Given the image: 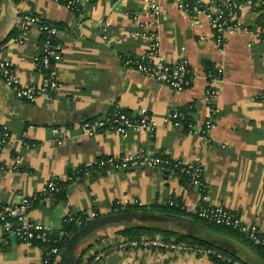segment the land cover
I'll list each match as a JSON object with an SVG mask.
<instances>
[{"label": "crops", "instance_id": "obj_1", "mask_svg": "<svg viewBox=\"0 0 264 264\" xmlns=\"http://www.w3.org/2000/svg\"><path fill=\"white\" fill-rule=\"evenodd\" d=\"M233 1L239 7L238 30L227 34L226 46L219 52L208 15L190 16L172 2L161 1V11L152 14L145 0H87L78 14L51 0H0V57L13 63L23 84L42 83L37 28H32L25 44L15 41L23 15L56 24L57 39L64 45L56 63L60 86L51 98L41 97L32 104L20 101L0 79V138L5 129L9 134L0 151V165L7 168L0 170V202L16 204L22 195L38 194L49 180L57 179L63 185L61 195L39 200L29 213L30 220L45 225L52 236L59 233L68 212L106 215L115 202L125 199L128 207L148 211L173 199L184 205L189 219L202 206L224 205L246 224L263 226L264 43L257 28L262 29L258 23L264 19V0ZM151 32L158 35L164 59L188 61L193 72L190 87L176 91L124 66V58L141 57L150 50ZM208 65L221 67L224 73L216 84L218 114L205 134L210 115L205 98ZM115 109L132 117L145 109L157 125L153 131L126 134L82 133L83 122ZM171 111L187 114L191 126L166 124ZM54 128L60 129L59 137L52 133ZM140 149L185 162L199 159L205 192L156 168L68 180L98 159ZM125 226L110 224L83 237L76 246L75 264H86L101 251H108V256L99 264H216L194 254L121 249L119 244L128 238L118 231ZM7 242L0 251V264H43L41 244L13 237Z\"/></svg>", "mask_w": 264, "mask_h": 264}, {"label": "built area", "instance_id": "obj_2", "mask_svg": "<svg viewBox=\"0 0 264 264\" xmlns=\"http://www.w3.org/2000/svg\"><path fill=\"white\" fill-rule=\"evenodd\" d=\"M22 1V0H16ZM55 3H60L74 13H82L87 0H51ZM149 3L152 14H158L161 11L159 3L167 1L174 3L180 10L190 16L198 12H204L208 15L212 27L214 29V37L217 50L222 52L227 43V34L238 30L237 12L230 11L228 16L225 15L223 6H229V1L210 0L209 3H204L198 0L196 4L189 5L184 0H145ZM239 8V7H238ZM36 27V19L31 15H23L18 26V36L15 38L16 43L23 45L29 39L32 28ZM41 36L44 37L41 46L39 47V59L37 68L42 74V83L39 85H25L22 83L20 76L14 69L13 63L5 58L0 57V79L12 90L14 96L23 102L35 103L41 97L51 98L60 86L58 69L56 63L60 58L64 45L57 39L58 29L49 24H42L36 27ZM257 33L261 41L264 43V33L259 29ZM132 36L136 34L130 33ZM149 37L153 39V44L150 50L141 57H127L123 59L124 66L141 74L148 75L156 81L165 84L176 91H183L190 87L193 80V72L189 63L185 59L175 62H169L161 56L158 35L156 32L149 33ZM103 38H106L104 34ZM223 69L214 67L206 71L208 86L205 90V98L210 106V115L205 122L206 134L216 120L218 107L216 99L218 97V88L216 84L221 82L223 78ZM261 102L264 104V89L261 93ZM182 114L178 111H171L164 119L166 124L180 126V117ZM156 121L152 115L143 109L138 116H129L126 112L115 109L114 111L85 121L81 124V131L87 136H94L98 132H116L126 134L130 130H149L153 131L156 127ZM191 126V124H189ZM59 128L52 129L54 136L59 137ZM9 141L7 130H3V135L0 138V151ZM61 144V142H58ZM13 167V169H15ZM160 169L166 172L169 176L186 177L188 182L205 192L206 183L204 180V166L198 159L193 162H185L173 159L165 154L154 155L143 149L138 150L133 154L124 156H108L89 163L85 168H82L68 178L72 181L80 176H92L93 174H101L105 172H122L135 169ZM7 168L0 165V170L5 171ZM61 183L57 179L49 180L35 195H22L18 203H2L0 202V226L3 228V236L0 238V251L4 250L7 245V239L15 238L21 243H40L44 245L43 264H51L60 260L64 250V246L72 236V232L67 228L70 225L81 227L84 223L89 222L99 213L90 211L87 214L78 215L74 212H68L64 218L59 233L52 236L49 228L41 223L30 220L29 213L35 207L39 200L52 199L61 192ZM115 204L118 208L124 209L129 206V200L117 201ZM169 206L179 207L185 210L183 204L170 199ZM197 215L202 220L209 223L223 226L234 230L239 235L244 237L254 246L262 247L264 250V222L263 226L248 225L230 208L224 205L202 206L197 211ZM119 248L140 249V250H159L169 253L179 254H194L198 256L210 257L216 255L218 259L227 264H245L239 260H233L229 257L217 254L213 249L193 246L187 243H176L167 241L159 236L147 237L142 236L136 240H127L118 246ZM108 256V251H101L94 255L86 264H99Z\"/></svg>", "mask_w": 264, "mask_h": 264}, {"label": "trees", "instance_id": "obj_3", "mask_svg": "<svg viewBox=\"0 0 264 264\" xmlns=\"http://www.w3.org/2000/svg\"><path fill=\"white\" fill-rule=\"evenodd\" d=\"M184 1L189 5H194L197 3L198 0H184ZM218 1L221 2L222 0H218ZM223 1H225V0H223ZM226 1L227 2L229 1L230 7L227 5V6H223L222 8L225 12V15L228 16L230 11H232V12L237 11L238 6H237V2H235L233 0H226ZM32 16L36 19V27L39 25H42V24H49V25L54 26L58 29V26L56 24L44 22V21L36 18L34 15H32ZM258 26H260L262 28V32L264 33V19L259 21ZM40 38H41V44H42L44 37L41 36ZM212 68H214V67L211 65H208V66H206V71L211 70ZM181 114H182V116L180 117L181 123L185 124L188 127V125L190 124L189 117L187 116V114H184L182 112H181ZM180 177L183 178L184 180L188 181L186 177H184L182 175ZM61 187L63 190V185H61ZM62 190L55 197V199H57L61 195ZM141 212H147L150 214V216L144 222L137 220V218H139V217H137L135 220L131 216V213H141ZM184 213H185V210H182L179 207L169 206L168 204L166 206L153 207L152 210L148 211V210H144V209H140V208H134V207H126L124 209H121V208H118V206L114 203L111 207V212H109L108 214H106V215H100L99 214V216H97V218H95L89 222L84 223L81 227H76L74 225H70L67 228L74 234L78 230H80L81 228L90 225L94 221H96V220H98L104 216H111V217H113L112 220H110L106 223H102L98 227L91 230L90 233H93L96 230H98L102 227H105L107 225H110V224H116V225L125 224L126 226L123 229L119 230L118 233L120 235L128 238V240H136V239L141 238L142 236H147V237H151V238L159 236L162 239L167 240V241H174L176 243H187V244H190L193 246L213 249L217 254H221L222 256L229 257L233 260H239L236 257V255L230 254L224 248H222L220 246L210 245L209 243H207L205 241L190 238L189 236H187L183 232V230L179 226H177V224L160 219V217H163L165 215L175 216V217L182 218L183 222H185V220H186L187 222H193L196 224H201V225L207 226L211 229L222 232L224 234L236 237V238L242 240L243 242H245L246 244L250 245L260 255H262L264 257V250L262 247L254 246L253 244H251L249 241H247L244 237L239 235L234 230L227 228L226 231H222L219 228H217L218 225H216V227H214V226H212V225H214L212 223H209V222L203 223L204 220L199 218L198 215L191 216V218L189 219V218H186ZM36 244H40V243H36ZM42 246H44V245H42ZM64 249H65V246H64ZM63 252H64V250H63ZM237 254L243 255L242 251H240V252L238 251ZM210 259L216 264H227L226 262L218 259L216 255H211ZM51 264H54V263H51Z\"/></svg>", "mask_w": 264, "mask_h": 264}, {"label": "water", "instance_id": "obj_4", "mask_svg": "<svg viewBox=\"0 0 264 264\" xmlns=\"http://www.w3.org/2000/svg\"><path fill=\"white\" fill-rule=\"evenodd\" d=\"M131 216L136 220L144 222L150 216L147 212L141 213H131ZM111 216H104L88 226H85L78 230L76 233L72 234L70 239L65 245L62 257L57 264H75V251L78 242L85 236L90 234V231L98 227L102 223H106L112 220ZM161 220L168 222H173L179 226L183 232L190 238L205 241L213 246H220L228 251L230 254L236 255V257L245 264H264V257L260 255L254 248L246 244L242 240L219 232L217 230L211 229L207 226L196 224L193 222H183L182 218L175 216H163L160 217ZM242 251L243 255L237 254V252Z\"/></svg>", "mask_w": 264, "mask_h": 264}, {"label": "rangeland", "instance_id": "obj_5", "mask_svg": "<svg viewBox=\"0 0 264 264\" xmlns=\"http://www.w3.org/2000/svg\"><path fill=\"white\" fill-rule=\"evenodd\" d=\"M207 221H203V223H206ZM212 226H214V227H216V225L214 224V225H212ZM217 228H219L220 230H222V231H226L227 230V228L226 227H223V226H217ZM243 239V238H242Z\"/></svg>", "mask_w": 264, "mask_h": 264}]
</instances>
